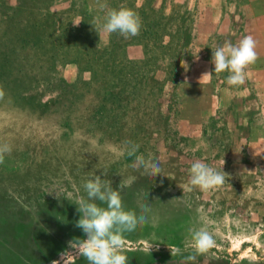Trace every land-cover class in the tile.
<instances>
[{
    "label": "rangeland",
    "instance_id": "obj_1",
    "mask_svg": "<svg viewBox=\"0 0 264 264\" xmlns=\"http://www.w3.org/2000/svg\"><path fill=\"white\" fill-rule=\"evenodd\" d=\"M120 8L140 17L139 35L100 38L90 22ZM248 35L258 59L230 86L212 49ZM0 89V143L12 147L0 164V264L72 251L86 238L75 202L97 175L127 185L126 210L150 208L124 234L128 264H184L200 228L216 244L196 264H264V0H0ZM196 160L225 183L194 189Z\"/></svg>",
    "mask_w": 264,
    "mask_h": 264
},
{
    "label": "clouds",
    "instance_id": "obj_2",
    "mask_svg": "<svg viewBox=\"0 0 264 264\" xmlns=\"http://www.w3.org/2000/svg\"><path fill=\"white\" fill-rule=\"evenodd\" d=\"M90 23L100 38L101 33H119L125 39H129L138 36L142 27L140 17L128 8L109 11L103 24L95 20ZM257 59L256 41L248 35L236 45L226 42L223 46L212 49L211 63L216 74L227 72V83L238 87L246 83V69L255 64ZM210 74L205 73L202 78ZM4 96L5 92L0 89V100ZM138 149L139 145H132L129 154H135ZM11 151L12 147L8 143H0V164L4 163L5 155ZM137 163L143 166L152 178L162 174L160 164L155 160L137 157ZM189 173L190 185L205 193L225 183L226 173L223 169L218 171L200 160L192 162ZM125 187L127 185L121 182L118 189H113L100 175L84 183L87 198L81 197L75 202L77 212L81 214L75 226L82 230L86 238L69 242L72 251L61 253V260L53 261L52 264H61V261L63 264H73V256L85 258L88 264H128V256L124 251V234L132 233L138 227L144 226L148 222L147 213L150 208L142 206L139 215L133 210H126L121 197V190ZM189 233L193 251L184 257V264H196L197 258L207 254L215 246L216 241L213 234L204 228L189 229ZM171 253L175 256L179 249H171Z\"/></svg>",
    "mask_w": 264,
    "mask_h": 264
}]
</instances>
